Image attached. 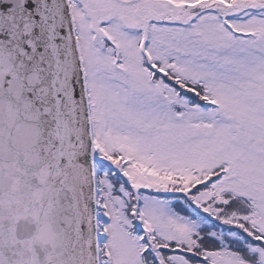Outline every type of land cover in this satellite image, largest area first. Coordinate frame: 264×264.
I'll return each instance as SVG.
<instances>
[{
	"label": "snow or ice",
	"instance_id": "obj_1",
	"mask_svg": "<svg viewBox=\"0 0 264 264\" xmlns=\"http://www.w3.org/2000/svg\"><path fill=\"white\" fill-rule=\"evenodd\" d=\"M0 264H264V0H0Z\"/></svg>",
	"mask_w": 264,
	"mask_h": 264
}]
</instances>
